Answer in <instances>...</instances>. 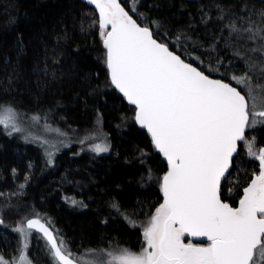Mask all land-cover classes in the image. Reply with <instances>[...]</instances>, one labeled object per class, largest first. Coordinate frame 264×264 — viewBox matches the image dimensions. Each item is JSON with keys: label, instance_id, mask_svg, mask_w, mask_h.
Masks as SVG:
<instances>
[{"label": "trees", "instance_id": "16d2710c", "mask_svg": "<svg viewBox=\"0 0 264 264\" xmlns=\"http://www.w3.org/2000/svg\"><path fill=\"white\" fill-rule=\"evenodd\" d=\"M122 4L156 40L209 77L235 87L233 76L264 82V41L245 31L264 28V0ZM101 31L95 11L80 0H0V106L48 117L79 140L101 131L111 145L100 156L62 152L50 166L37 146L0 126V251L17 247V228L32 217L72 251L144 246L167 165L109 81ZM249 133L246 128V138ZM250 139L257 153L264 124ZM243 147L240 141L220 189L231 206L258 172L255 156ZM37 243L40 263L46 246Z\"/></svg>", "mask_w": 264, "mask_h": 264}, {"label": "snow or ice", "instance_id": "6c2138e0", "mask_svg": "<svg viewBox=\"0 0 264 264\" xmlns=\"http://www.w3.org/2000/svg\"><path fill=\"white\" fill-rule=\"evenodd\" d=\"M88 2L100 11L111 82L135 106L136 121L151 134L169 165L161 184L164 203L144 230L146 247L139 254L124 249L113 260L116 264H264V148L253 153L260 170L244 188L239 207L220 197L221 178L228 172L237 141H244L252 152L255 141H248L245 128L264 124V119H256L264 118V96L258 109L247 75L232 77L248 89L246 98L230 84L210 79L185 63L117 0ZM108 25L111 31L105 34ZM229 27L239 31L235 24ZM245 31L252 33L250 39L259 36L264 41V28L254 31L250 26ZM256 87L264 90V85ZM15 116L11 106H0V125L23 131L15 122L9 125ZM96 150L107 149L97 145ZM37 226L48 237L55 259L72 264L62 239L38 219L27 221L28 228ZM185 235L205 237L210 243H184Z\"/></svg>", "mask_w": 264, "mask_h": 264}, {"label": "rangeland", "instance_id": "374dc122", "mask_svg": "<svg viewBox=\"0 0 264 264\" xmlns=\"http://www.w3.org/2000/svg\"><path fill=\"white\" fill-rule=\"evenodd\" d=\"M129 5L133 4V0H126ZM253 67V66H251ZM251 83L254 88L253 95L257 96V107L259 109L261 105V96H264V90L257 88V85H264L263 80L259 79V81H252ZM243 94H247L248 89L245 86H242L238 83L236 86ZM247 98V95H246ZM252 103L251 101L249 102ZM7 107V106H5ZM14 109V108H13ZM15 110V118L14 121H10L9 125L13 122L17 123L23 131L16 132L11 131V127H5L4 125H0L6 132H11V134H15L19 137V139L25 143H29L37 146L43 153L47 164L50 166L54 164L56 156L66 151H73L76 156H80L82 154L88 155H105L111 152V145L108 135L101 131L90 135L89 137L79 140L75 139L59 127L54 125L48 117L40 116L37 114H25L16 109ZM33 117H37L38 120H34ZM257 121L264 119L262 117H256ZM262 124L257 123L254 127H247L250 130V135L247 137L248 141L251 142L253 137V129L261 126ZM79 140V141H78ZM255 140V139H254ZM256 143V142H255ZM255 143L252 146V152H249L248 146L244 142L243 149L248 152V156L251 155L254 157L253 153L255 151ZM99 145L101 149H107L104 151H97L96 146ZM258 153V151H257ZM162 204V203H161ZM160 204V205H161ZM160 205L158 207H160ZM157 207V208H158ZM156 208V209H157ZM156 211V210H155ZM155 212L153 213V215ZM18 229H23V233L18 231ZM17 233L19 234L21 242V252L24 251V247L28 244V238L31 235H34L30 229L26 228L24 225H20L17 228ZM36 240V239H34ZM183 242H185V238H183ZM209 244V243H208ZM202 244H197L201 246H207ZM146 247V239L144 237V246L140 249L129 250L131 253L139 254ZM15 250V247L12 250H8L9 253H12ZM151 251V249H149ZM122 251H116L115 249L106 250V251H98V250H84L77 254H74V259L80 264H116L113 260V256L119 255Z\"/></svg>", "mask_w": 264, "mask_h": 264}, {"label": "water", "instance_id": "95a60500", "mask_svg": "<svg viewBox=\"0 0 264 264\" xmlns=\"http://www.w3.org/2000/svg\"><path fill=\"white\" fill-rule=\"evenodd\" d=\"M80 1H82L83 3H85L88 7H90V8H92L94 11H95V13L97 14V17H98V23H99V26H100V20H101V17H100V11H99V9L94 5V4H92V3H89L88 2V0H80ZM117 2L121 5V7H123L124 9H125V11H127L128 13H129V15L135 20V18L131 15V13L126 9V7L122 4V0H117ZM138 23V22H137ZM139 24V23H138ZM145 27V26H144ZM103 30H105L106 32H105V34L107 33V32H109V31H111V25H108L105 29H103ZM151 31V30H150ZM157 42L158 43H161V42H159L158 40H157ZM170 50V49H169ZM171 51V50H170ZM174 53V52H173ZM174 54H176V53H174ZM106 55H107V49H106ZM106 55H105V58H106ZM177 55V54H176ZM181 58V57H180ZM182 59V58H181ZM183 60V59H182ZM185 63H188V62H186V61H184ZM190 64V63H189ZM192 65V64H191ZM193 67H195L194 65H192ZM107 68V67H106ZM197 68V67H196ZM199 71H201L199 68H197ZM107 73H108V78H109V81H110V83H111V85H112V87L114 88V90L117 92V93H119L123 98H124V100H125V102L128 104V105H130V106H132L133 108H134V122H135V124H136V126L139 128V129H142V130H144V131H146L147 133H148V135L150 136V139H151V142H152V144H153V146L155 147V145H154V143H153V140H152V136H151V134L147 131V129L146 128H144V127H141V125L136 121V119H135V114H136V109H135V106L134 105H132V104H130L129 102H128V100H127V98L112 84V82H111V78H110V74H109V70H108V68H107ZM205 74V73H204ZM206 75V74H205ZM208 76V75H207ZM209 77V76H208ZM210 79H213V80H221V79H219V78H215V77H209ZM221 81H223V80H221ZM224 83H227V82H225V81H223ZM229 84V83H228ZM231 85V84H230ZM232 86V85H231ZM232 87H235V86H232ZM236 88V87H235ZM237 89V88H236ZM238 91H240L239 89H237ZM242 93V92H241ZM243 94V93H242ZM246 128H247V126H246ZM246 128H245V132H246ZM240 141H237V149H236V151L233 153V155H232V158H231V161H230V165H229V168H228V172L227 173H225V177H222L221 178V182H220V189H221V185H222V183H223V181L228 177V175H229V173H230V171H231V168H232V160H233V158L236 156V154H237V152H238V143H239ZM261 148H264V145L261 147ZM260 148V149H261ZM155 149H156V151H157V153L159 154V155H161L162 157H163V159H164V161H165V163H166V165H167V171H166V173L168 172V170H169V165H168V161H167V159L163 156V154L162 153H160L159 151H158V149L155 147ZM255 162L257 163V169H258V172L256 173V174H258L259 173V170H260V164H259V160L258 159H256L255 158ZM165 173V174H166ZM164 174V175H165ZM255 175V174H254ZM254 175L252 176V178L249 180V182H248V184L250 183V181L254 178ZM162 180H163V177H162V179H161V184H162ZM248 184L245 186V187H247L248 186ZM244 187V188H245ZM244 188H243V190H244ZM243 190H242V195H241V197L239 198V200L237 201V204H236V206H231L230 204V206L231 207H239V201H240V199L242 198V196H243V194H244V192H243ZM161 194H162V200H163V203H164V196H163V193H162V191H161ZM224 202V201H223ZM224 203H226V202H224ZM228 204V203H227ZM29 219H32V220H39L40 221V223L41 224H43L46 228H48L49 229V231L50 232H52V234L54 235V233H53V231L51 230V228L44 222V221H42V220H40L39 218H36V217H32V218H28L27 220H25V222H24V226L26 227V228H28L27 227V221L29 220ZM28 229H30V230H33V231H36V232H38L39 234H41L42 235V237L46 240V242L49 244V246L51 247V245H50V243H49V240H48V237L44 234V232L42 231V230H40L39 229V227L37 226V227H33V228H28ZM187 238H188V240H190L191 242H194V243H210V241H208L205 237H191V236H187V235H185ZM71 259V258H70ZM59 264H61V262H59V261H57ZM72 264H80V263H78V262H75L74 260H72Z\"/></svg>", "mask_w": 264, "mask_h": 264}, {"label": "flooded vegetation", "instance_id": "af4514ba", "mask_svg": "<svg viewBox=\"0 0 264 264\" xmlns=\"http://www.w3.org/2000/svg\"><path fill=\"white\" fill-rule=\"evenodd\" d=\"M163 203V201H162ZM34 233V235H31L28 238L27 241V245L24 247V251L21 252V242L22 240L19 237V244L15 247V250L12 253H9L8 251H0V258H2V260H0V264H28V262H30V264H59L57 262V260L55 259L54 255H53V251L51 249V247L49 246V244L46 242V240L42 237L41 234H39L36 231L30 230ZM54 233V232H53ZM54 236H56L54 234ZM185 238V242L188 243L190 240H188V238L186 236H184ZM36 239V240H34ZM38 241H40L41 243H44V245L46 246V254L47 256L42 257L43 260L40 261V263L37 261V259H39V257H35L36 255H38V250H36V247L38 245ZM193 244H202V245H206L208 243H194L191 242ZM12 247V248H13ZM68 252H70L72 254V256L70 257L72 260H74L75 262H77L74 259V254L79 253L78 251H72L69 250L67 248ZM21 257H23L24 259L22 260ZM40 260V259H39Z\"/></svg>", "mask_w": 264, "mask_h": 264}, {"label": "bare ground", "instance_id": "6f19581e", "mask_svg": "<svg viewBox=\"0 0 264 264\" xmlns=\"http://www.w3.org/2000/svg\"><path fill=\"white\" fill-rule=\"evenodd\" d=\"M237 33H238V32H237ZM236 36H237V35H236ZM240 36H241V35H240ZM240 36H239V37H240ZM241 38H242V37H241ZM244 38H245V37H244ZM244 40H245V39H244ZM244 40H243V41H244ZM249 41H250V40H249ZM238 43H240V42H238ZM244 44H245V43H244ZM263 44H264V43H263ZM240 46H241V45H240ZM121 244H122V243H121ZM109 247H110V246H109ZM94 249H95V248H94ZM13 253H14V252H13Z\"/></svg>", "mask_w": 264, "mask_h": 264}]
</instances>
